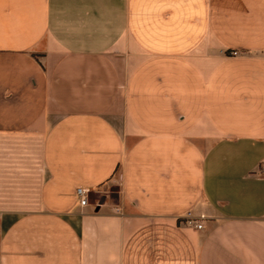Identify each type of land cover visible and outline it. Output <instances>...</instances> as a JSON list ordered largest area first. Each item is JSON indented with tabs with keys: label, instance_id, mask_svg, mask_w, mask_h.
I'll return each instance as SVG.
<instances>
[{
	"label": "crops",
	"instance_id": "0c3cea01",
	"mask_svg": "<svg viewBox=\"0 0 264 264\" xmlns=\"http://www.w3.org/2000/svg\"><path fill=\"white\" fill-rule=\"evenodd\" d=\"M263 169L264 0H0V264H264Z\"/></svg>",
	"mask_w": 264,
	"mask_h": 264
},
{
	"label": "built area",
	"instance_id": "2783aa9c",
	"mask_svg": "<svg viewBox=\"0 0 264 264\" xmlns=\"http://www.w3.org/2000/svg\"><path fill=\"white\" fill-rule=\"evenodd\" d=\"M233 55L239 54L238 51H232ZM262 173L264 174V169L262 170ZM79 202L82 206H88L90 204L89 201V191L86 188L79 187L76 191ZM185 222L189 225H193L197 229L203 228V223L202 221L198 220L191 212H188L186 215V220Z\"/></svg>",
	"mask_w": 264,
	"mask_h": 264
},
{
	"label": "rangeland",
	"instance_id": "374dc122",
	"mask_svg": "<svg viewBox=\"0 0 264 264\" xmlns=\"http://www.w3.org/2000/svg\"><path fill=\"white\" fill-rule=\"evenodd\" d=\"M118 190H119V189H118V186L115 185L114 188H113V191H114L115 193H117ZM99 200H100V197L96 196V194H90V196H89L90 204H91V203H93V204H94V203H98Z\"/></svg>",
	"mask_w": 264,
	"mask_h": 264
},
{
	"label": "water",
	"instance_id": "95a60500",
	"mask_svg": "<svg viewBox=\"0 0 264 264\" xmlns=\"http://www.w3.org/2000/svg\"><path fill=\"white\" fill-rule=\"evenodd\" d=\"M104 199H105V198L101 199L100 203H103Z\"/></svg>",
	"mask_w": 264,
	"mask_h": 264
}]
</instances>
